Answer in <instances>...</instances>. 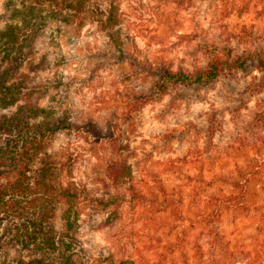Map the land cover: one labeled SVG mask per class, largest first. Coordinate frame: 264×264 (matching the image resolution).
Masks as SVG:
<instances>
[{"label":"rangeland","instance_id":"374dc122","mask_svg":"<svg viewBox=\"0 0 264 264\" xmlns=\"http://www.w3.org/2000/svg\"><path fill=\"white\" fill-rule=\"evenodd\" d=\"M7 1L0 0V13ZM44 34L61 62L49 75L61 80L57 101L83 119L118 121L117 147L125 148L136 186L167 205L133 208L106 179L112 145L62 134L55 147L78 155L76 180L98 196L118 193L120 204L115 215L82 209L72 230L60 213L63 253L74 264H264V90L251 85L257 71L180 89L123 121L132 109L128 95L151 79L115 57L123 48L141 61L193 71L209 62L208 46L233 56L264 51V0H95L86 19L52 22ZM242 185L250 199H236Z\"/></svg>","mask_w":264,"mask_h":264},{"label":"trees","instance_id":"16d2710c","mask_svg":"<svg viewBox=\"0 0 264 264\" xmlns=\"http://www.w3.org/2000/svg\"><path fill=\"white\" fill-rule=\"evenodd\" d=\"M94 1L8 0L0 13V264H74L72 256L59 247L58 215L61 213L72 230L82 209L90 216L111 209L112 215L117 212L118 193L98 196L76 180L78 155L55 147L62 134L110 143L106 179L111 185L124 191L133 208L167 209L166 200L161 202L155 193L147 197L136 186L129 157L123 154L125 148L117 147L118 121L83 119L57 101L61 80L55 77L53 81L49 75L61 62L50 52L44 32L52 22L70 25L83 21ZM112 19L110 16L104 23L106 29ZM206 50L210 56L204 67L173 71L164 63L141 61L118 49L117 63L129 61L137 75L151 79L146 90L128 95L126 105L132 109L122 114V120L133 119L149 101L241 71H257L251 85L264 90V51L233 56L224 48L208 46ZM242 190L241 198L236 199L252 197L245 185Z\"/></svg>","mask_w":264,"mask_h":264}]
</instances>
